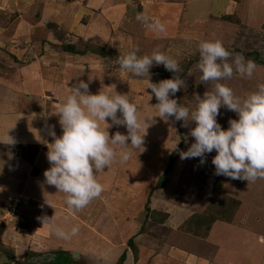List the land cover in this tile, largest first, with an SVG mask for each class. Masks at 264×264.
Returning <instances> with one entry per match:
<instances>
[{
    "label": "rangeland",
    "instance_id": "obj_1",
    "mask_svg": "<svg viewBox=\"0 0 264 264\" xmlns=\"http://www.w3.org/2000/svg\"><path fill=\"white\" fill-rule=\"evenodd\" d=\"M89 1L79 0L83 6L91 5ZM107 1L109 0L95 2L91 5L92 8L87 6L91 11L86 13L91 16L81 18L87 27L92 26L93 33L74 34L68 32L69 26L77 20L78 12L75 11L77 6L74 9V0H2L0 15L1 12L6 14L11 25H19L23 21L22 13L26 9L30 33H26V30L21 32L17 25L14 28L16 32L0 36V74L8 75L18 68L15 59L8 58V54L14 51L21 55L19 57L25 62L42 58L53 64L57 63V60H53L58 57L57 52L67 53L62 51L63 44H71L78 49H81L83 44H90L103 48L108 53L104 58L109 67L120 69L116 62L119 56L136 49H139L138 56L150 55L154 49H159L179 63L182 69L180 78L185 81V87L170 98L176 99L182 106L194 109V94L203 98L206 91L214 90L212 82L205 85L200 81L202 73L197 67L200 60V42L219 40L229 52L242 54L245 60L256 58L257 61L264 62V36H261L264 34V25L255 24L249 20L250 17H244L246 15L242 12H248L250 9L245 0H241V3L239 0ZM225 2L227 3L224 5ZM235 8H238L239 12H236ZM14 13L17 16L16 21ZM138 13L164 23L166 33L157 35L149 31L144 24L136 20ZM7 23L4 21L0 24L5 33L6 28L11 30ZM76 24L80 25L78 22ZM153 34V37H156L154 44L151 40ZM256 65L258 68L251 79L234 75L231 79L220 82L230 87L236 96L246 98L250 93L257 91L259 84H264V64ZM125 74L130 77V81L134 78L138 81L134 94H139V98L143 99L139 100L137 108L140 118L146 119L145 122L149 124L144 140L154 142V145H147L149 148L144 146L146 150L143 152L147 158L145 163L144 158L140 161L144 166L133 174L125 173L121 179V187L127 195L133 197L134 202L131 214H127V218L123 219L124 226L118 225L119 214H111V210H114L113 198H108L103 207L101 217L107 219L100 222L101 224L96 222L93 225L94 229L112 228L115 231L112 239H109L112 244L106 248L104 256L118 252L119 259L124 253L126 255L122 264H139V259L141 263L147 264H178L181 259L175 252L171 254L172 260H167L170 254L167 244L171 243L190 254L194 253L198 258L212 259L213 264H264V179L248 183L245 180L216 175L215 166L212 164L214 156L217 155L215 150L205 154L204 163H201L200 158L181 160L179 153L186 152L195 142L190 135L195 124L189 122L188 127H184L182 121L160 118L155 108L158 101L151 89H148L147 83L148 79L152 83L172 79L174 73L167 71L163 65L154 64L149 70V76L136 77L128 72ZM131 90L129 85V91ZM141 110L144 113H140ZM219 111L217 122L223 130H227L229 119H238V116L226 107ZM179 144L181 149H177ZM139 156L140 154L137 157ZM170 159L174 160V164L167 183L164 188L155 190L154 187ZM147 163L156 169L149 170ZM116 193L113 192V195ZM119 201L121 202V199ZM236 203L238 205L235 207ZM127 204L128 202L125 205ZM146 206L149 207L148 213ZM232 206L235 210L230 221L211 217H219L216 216L220 214L219 209L228 215ZM160 213L167 215L161 223ZM97 221L99 222V219ZM207 222L211 223L208 231L205 230ZM187 226H192L193 233H187ZM125 231H129L130 236L125 235ZM129 241L134 244V249L130 248L127 243ZM94 246L98 248L92 243L93 249L96 248ZM81 249L83 247L79 250L82 253ZM110 249H113L112 252ZM185 255H181L183 260ZM45 257L53 258L52 254ZM93 260L92 264H101V260ZM102 262L115 264L117 260L113 262L112 259H106ZM189 263L193 264L191 260L183 261V264Z\"/></svg>",
    "mask_w": 264,
    "mask_h": 264
},
{
    "label": "crops",
    "instance_id": "obj_2",
    "mask_svg": "<svg viewBox=\"0 0 264 264\" xmlns=\"http://www.w3.org/2000/svg\"><path fill=\"white\" fill-rule=\"evenodd\" d=\"M74 1L76 2L74 9L77 6L75 11L76 13L78 12L76 14L77 20L69 26V30L67 28L68 32L74 34H79V32L81 34L93 33L92 26L91 28L87 27L81 18L91 16V14L86 13L91 11L86 8L87 6L90 8L93 3H102V0H90L91 5L85 4V6L79 0ZM239 1L241 3V0ZM245 1L250 9H248V12H242L246 15L244 17L248 16L253 23L264 25V7H262L264 0ZM107 2L109 3L110 0ZM229 3L232 4V2ZM0 4L2 5V0H0ZM18 8L20 9L21 7ZM235 10L239 12L238 8H235ZM16 13L18 15V9ZM16 13H14V20ZM22 14L24 18L19 25L17 23L18 30L21 32L26 30V33H30L27 25L28 13L26 9ZM2 21H7L11 30L6 28L5 33L1 26L3 24ZM77 22L80 24L79 26H77ZM0 24L1 37L12 34L14 28L17 27L13 23V25L10 24L9 19L3 12L0 15ZM95 32L97 33V30ZM36 34L35 36H37ZM153 36L154 34L151 35V40L154 44L156 37ZM261 36H264V34ZM10 54H8V58L13 57L15 60L12 59L18 64V68L8 75L0 74V212L6 209L5 205L10 196H20L21 204L19 213L14 217L13 222L0 227V264L3 259L11 264L22 262L26 259L29 252L40 256L52 254L53 258L57 253H63L62 261L67 260L71 264H90L93 259L97 262L101 260V264L106 259H112L115 262L120 255L118 252L114 255L109 253L106 257L104 256L106 248L112 244L109 239H112L115 231L112 228L94 229L93 225L96 222L101 224L102 221L107 219L101 217L103 207L108 198H113L115 200L113 202L114 210H111L113 213H110L119 214L120 221H117L119 222L118 225L124 226L123 219L127 218V214H131L134 202L132 201L133 197L124 192L120 182L125 173L133 174L144 166L147 158L145 152L141 154L134 151L126 163H113L103 172L96 173V178L103 185L104 191L99 198L94 199L86 208L80 211L73 212L68 209L65 203V194L58 192L54 186L47 185L43 173L51 166L47 160V144H51L54 141L49 132L54 130L57 137L62 135L59 117L57 116V106L70 94L69 88L83 80L89 84V92L91 94H98L103 91L112 95L116 91L118 94L128 95L129 100L137 106L139 100L143 99L139 98V94H134L135 87L138 84V81L136 82L137 79L134 78V80L131 79L130 81V77L126 75L127 73L125 74L121 69L113 66L109 67L105 58L91 53L75 55L57 52L58 57L53 59L57 60V63H53L54 65L49 60L45 61L42 58L25 62L19 57L21 55H18L17 52H10ZM113 85H115V89L109 88ZM129 85H131V91H129ZM142 112L141 110L140 113ZM117 115L120 117L119 112ZM106 123L111 124L110 118L106 120ZM49 126L53 127L50 128ZM101 127L106 128L107 126L102 123ZM107 130L110 138L117 131L127 135L125 126H113ZM7 133L14 140V143L11 144L6 139ZM152 144L154 145V142L145 141L144 146L150 145L149 147H151ZM33 148H37V151L34 156H31ZM117 151L119 150L117 149ZM139 154L140 156L137 157ZM142 158H144V163L141 162V164ZM147 164L149 170L156 169L150 166L149 163ZM115 191L117 193L113 195ZM119 199H121V202ZM127 202L128 204L125 205ZM122 206L125 210H123ZM43 217L52 219V225L58 226L66 232H70L73 226L78 225L79 233L67 240L58 238L48 225H43ZM98 219L99 222L97 221ZM192 229V226H187V233H193ZM128 234L130 236L131 233L125 231V235ZM122 235H124V232ZM90 242L97 245L98 248L94 246L97 249H93ZM167 245L170 253L167 258L168 261L172 260L171 254L175 252L181 259L178 264H183L185 259L187 261L191 260L193 264H198V261L200 264H213L212 259L198 258L193 255L194 253L190 254L183 248L181 250L177 245H172L171 243ZM82 247L81 253L79 250ZM154 248H156L155 245ZM141 249L143 250L144 247ZM112 250L110 249V252ZM180 252L183 255L186 254L184 260ZM153 256L155 257L154 254ZM87 258L90 259L88 260ZM138 262L139 264H147L145 262L141 263L140 259Z\"/></svg>",
    "mask_w": 264,
    "mask_h": 264
},
{
    "label": "clouds",
    "instance_id": "obj_3",
    "mask_svg": "<svg viewBox=\"0 0 264 264\" xmlns=\"http://www.w3.org/2000/svg\"><path fill=\"white\" fill-rule=\"evenodd\" d=\"M136 20L157 35L166 33L165 24L157 19L138 13ZM138 51L136 49L117 58L121 71L144 77L149 76L154 64L163 65L174 73V77L159 83L147 81L148 89L158 101L155 105L158 116L164 120L174 118L182 121L184 127H188L189 122L195 124L190 131L195 142L186 152L179 153L181 160L200 158L204 163L205 154L215 150L217 155L212 164L216 175L248 183L264 179V84H259L257 91L241 99L220 82L234 75L251 79L258 68L256 63L245 60L242 54L229 52L219 40L200 42L197 65L202 73L200 81L205 85L212 82L214 90L206 91L203 98L194 94L195 108L190 109L170 98L185 87V81L180 78L182 69L179 63L159 49L143 56H138ZM109 88L115 89V85ZM69 92L57 106L62 135L57 137L54 130L49 132L54 141L47 144V160L51 166L43 175L47 185L65 194L68 209L75 212L86 208L104 191L96 173L103 172L113 163H126L134 151L142 153L146 150L144 137L149 124L140 118L136 104L129 100L128 95L116 91L112 95L103 91L91 94L89 84L83 80L69 88ZM222 107L238 116V119H229L227 130L217 122ZM109 118L111 124L106 123ZM102 123L107 127L102 128ZM113 126H125L127 135L117 131L110 138L107 129ZM6 139L14 143L8 133ZM51 220L43 217L42 223L48 225L58 238L67 240L79 233L78 225L66 232L52 225Z\"/></svg>",
    "mask_w": 264,
    "mask_h": 264
},
{
    "label": "trees",
    "instance_id": "obj_4",
    "mask_svg": "<svg viewBox=\"0 0 264 264\" xmlns=\"http://www.w3.org/2000/svg\"><path fill=\"white\" fill-rule=\"evenodd\" d=\"M58 38L60 39V36ZM62 38H64V37H62ZM61 41H62V39H61ZM81 46H82L81 49H78L76 46L71 45V44H63L61 47H62V51L67 52V53H71V54H75V55H84V54H87V53H91V54H95V55H98V56L103 57V58L108 56V53H106V51H104L103 48L96 47V46L90 45V44H83ZM252 61H254L256 64H264V62L257 61L256 58L253 59ZM33 149L34 150L31 152V156H34V154L37 151V148H33ZM177 149H181V144L178 145ZM173 164H174V160L170 159V162H169L167 168L165 169L163 174L159 177V181L157 182V184L154 187L155 190H159V189H162V188L165 187V185L167 183L168 175L171 172V168H172ZM236 205H238V203L235 204V207H236ZM210 207L212 208V206H210ZM145 210L148 213L149 207L146 206ZM234 210L235 209L232 206V210L230 209V212L227 215L226 212L221 211V209H219L220 214L216 215V216H219V217H215L214 214H213L214 216H211V217L215 218V219L216 218H222L225 221H230ZM160 215H161L160 216V218H161L160 223H161L163 220H165L167 218V215L166 214H162V213H160ZM203 220H205V219H203ZM206 220H208V218H206ZM153 221H155L154 218H153ZM210 224H211L210 222H207V227L205 228L206 231L209 230V225ZM128 244H129L130 248H132V249L135 248L134 244L131 243V241H129ZM62 255H63V253H57L56 256L52 259V258H48V257L42 256V255L40 256L39 254H35V253H32V252H29V253H27L26 259L24 261L16 262L15 264H71L70 261H67V260L66 261L65 260L62 261ZM125 255L126 254L123 253L119 257V259L117 260V262L115 264H122L123 261L125 260ZM1 264H10V262L5 260V259H3Z\"/></svg>",
    "mask_w": 264,
    "mask_h": 264
},
{
    "label": "built area",
    "instance_id": "obj_5",
    "mask_svg": "<svg viewBox=\"0 0 264 264\" xmlns=\"http://www.w3.org/2000/svg\"><path fill=\"white\" fill-rule=\"evenodd\" d=\"M21 197L14 195L10 196L5 205L6 209L0 215V227L13 222L14 217L19 213Z\"/></svg>",
    "mask_w": 264,
    "mask_h": 264
}]
</instances>
